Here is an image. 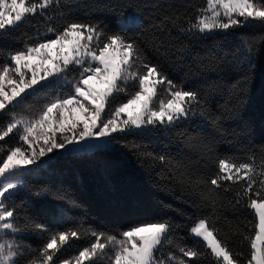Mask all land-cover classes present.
Segmentation results:
<instances>
[{"label":"snow or ice","instance_id":"1","mask_svg":"<svg viewBox=\"0 0 264 264\" xmlns=\"http://www.w3.org/2000/svg\"><path fill=\"white\" fill-rule=\"evenodd\" d=\"M60 4L61 0H0V37L36 16L51 21L49 10ZM248 25L264 29V0H203L187 27L172 21L181 32L200 36ZM141 27L135 15L122 18L114 31L98 23H48L0 62V142L15 140L0 143V264H197L202 257H210L212 264H264V156L257 161L252 154L242 162L231 156L218 158L214 173L194 182L204 185L205 200L232 193L229 204L248 211L251 219L246 218L243 229L225 221L232 235L242 237L247 254L234 251L227 233L222 239V229L207 216L188 229L198 247L176 242L167 221L119 231L83 224L62 227L67 220L61 202L74 203L65 190H33L27 183L28 176L54 159L135 148L127 143L129 135L170 131L197 115L211 119L198 91L178 84L147 59L135 34ZM158 27L163 30V22ZM241 62L253 67L252 44H245ZM152 159L166 161L163 155ZM21 190L52 205L56 230L31 223L27 216L20 224L17 208L23 205H16L15 197ZM29 228L48 232L38 249L20 242ZM81 240L86 241L83 246L75 244Z\"/></svg>","mask_w":264,"mask_h":264},{"label":"trees","instance_id":"2","mask_svg":"<svg viewBox=\"0 0 264 264\" xmlns=\"http://www.w3.org/2000/svg\"><path fill=\"white\" fill-rule=\"evenodd\" d=\"M202 4L203 0H61L59 9L49 10L51 21L36 16L0 37L3 62L8 51L23 47L48 23L56 27L65 21L98 23L114 31L122 18L138 16L142 27L135 34L147 59L160 65L178 84L198 91L211 117L197 115L170 131L149 129L129 135L127 143L135 148L65 156L34 171L27 177L33 190L63 189L74 202H61L67 220L62 227L83 224L102 231H119L140 223L167 221L176 242L198 247L188 229L207 216L222 229V239L227 233L234 251L247 254L246 243L242 246V237L232 235L225 221L243 229L251 219L248 211L229 204L232 193L220 192L205 200L204 185L194 182L210 177L218 158L231 156L242 162L252 154L257 161L264 156V29L248 25L200 36L172 26L176 20L187 27L189 17L194 20L196 8ZM162 22L163 30L158 27ZM246 43L253 45L252 68L241 62ZM0 143L14 144L15 140L10 137ZM145 153L163 155L166 161L162 164ZM15 203L23 205L17 208L21 225L27 216L31 223L56 230L57 213L43 198L21 190ZM47 236L48 232L29 228L21 234L20 242L25 248L38 249ZM85 243L75 242L78 246ZM168 250L164 249L165 255ZM197 264L212 261L202 257Z\"/></svg>","mask_w":264,"mask_h":264},{"label":"rangeland","instance_id":"3","mask_svg":"<svg viewBox=\"0 0 264 264\" xmlns=\"http://www.w3.org/2000/svg\"><path fill=\"white\" fill-rule=\"evenodd\" d=\"M192 237V236H191ZM194 238V237H193Z\"/></svg>","mask_w":264,"mask_h":264}]
</instances>
